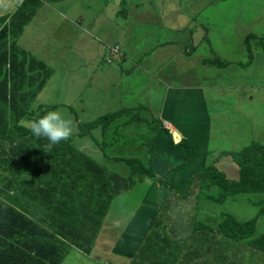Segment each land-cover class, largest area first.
Listing matches in <instances>:
<instances>
[{"label":"trees","instance_id":"trees-1","mask_svg":"<svg viewBox=\"0 0 264 264\" xmlns=\"http://www.w3.org/2000/svg\"><path fill=\"white\" fill-rule=\"evenodd\" d=\"M38 7L37 0H23L0 29V264H59L67 246L87 253L111 201L125 195L137 181L143 180H152L176 201L187 203L194 200L221 204L242 195L263 194L256 201H250L257 210L245 221H238L229 213H220L217 220L209 224L192 221L193 217L189 219L182 212L175 214L186 217L192 235L212 239L214 264H229L230 244L236 247L241 242L244 248L264 255V232L256 234L255 231L257 221L264 216V144L251 142L237 151L220 152L184 178L177 188L170 177L176 168H170L163 179L153 171L156 130L161 128L169 136L172 148L185 147L183 165L191 160L192 145L187 139L173 143L168 130L146 106L121 108L78 124V137L89 136L93 129H99L102 135L111 131L110 141H102L99 148L103 159L112 158L122 163L126 174L116 172L105 162L91 159L72 147L70 139L49 146L46 138L31 134L30 123L47 109L38 105L39 110L35 113L30 106L52 71L43 62L18 49L13 41ZM252 38H256L264 55V37L248 33L243 39L246 60L238 64L240 67L247 66L252 59L249 42ZM202 64L216 68L228 65L215 54ZM26 117L29 118L28 125L21 121ZM131 123L143 125L151 134L145 139L143 154L126 156L118 152L114 157H108L107 151L120 140L119 129ZM221 157H228L237 168L236 179L228 178L215 166ZM12 190L48 210L47 226L42 225L46 220L45 213L35 220L14 208L11 202L16 198L8 194ZM222 252L228 253V258L225 254L221 258Z\"/></svg>","mask_w":264,"mask_h":264},{"label":"rangeland","instance_id":"rangeland-1","mask_svg":"<svg viewBox=\"0 0 264 264\" xmlns=\"http://www.w3.org/2000/svg\"><path fill=\"white\" fill-rule=\"evenodd\" d=\"M146 1L145 7H148L145 8V14L141 13L140 15H145V20L152 27L155 25L156 28H159L160 32L158 31V34L162 38H165L163 41L169 39L173 41L177 38L179 42L177 45L183 48V53L185 54L198 44L205 43L207 45L209 32L213 31L219 35V37L216 36L219 39L217 40L219 44L222 43V39L226 40L223 35L221 22L227 20L229 21L225 27L230 26L232 27L231 29H235V32L230 36V39L234 43L239 41L240 38L244 39L243 36L241 37L243 33L242 28L245 30L246 27L242 21L243 19L247 21L253 17L259 18V20H255L256 22L252 24V27L257 29L256 33H260L253 35L264 37V0H253L250 5H243V7L252 8V10L247 9L244 15H242L241 7H238L240 14H236L235 10L233 11V9L229 8L230 5L225 4V0H212V4H209L210 0ZM235 2L238 1L236 0ZM93 3H95L94 0H92ZM97 6L99 7V4ZM116 6L117 2L108 3L107 6L94 15L96 19H84L79 23V27L68 21L71 17H68L67 21H61L57 18L56 20H52L51 24L50 21L46 20L47 27L51 28L54 26L49 31L50 36L45 40L48 45H38L41 44L39 41L46 35L42 34L41 31H37L33 40L35 43L34 51H31V53L34 56L33 52L37 50L41 51L45 48L46 51L39 54L40 57L45 58L46 64L52 71V75L38 95L37 100L30 106V109H33L36 113L39 110L34 108L37 103L44 109H47V111L62 109L61 115L71 122L72 134L67 138L70 139L71 146L99 163H104L105 161V164L107 163L106 165L116 172L126 174V167L122 163H117L112 158L104 160L99 148V144L102 141H110L111 131L102 135L99 129H93L89 136H76L78 124L92 121L104 114L117 111L121 108L142 105L146 106L150 114L155 118L157 117L155 116L156 112H158V108L161 105L159 97L164 87L162 84H148L149 82H154V78L145 77L142 80L144 84H141L140 78L120 76L121 69L119 71V68L121 62H119L120 56H117L119 54V45H121V39L127 36L128 28L131 30V27L127 28L125 22L115 15ZM231 6L236 7L237 5L234 3ZM221 9L227 12L229 10L230 14H235L224 16L221 14ZM209 12L212 13L210 14ZM89 15V13H85V16ZM207 16L209 18L212 17L213 20L210 21L208 18V21ZM33 22L43 23L44 20H40L37 17ZM110 22L114 23L115 26L112 27L109 24ZM174 28L181 29L182 33L179 32L178 35L172 37L170 30H174ZM212 35L216 41L217 38L214 34ZM243 39H241L242 42ZM249 42L251 44L252 60L254 59L249 66L251 67L250 70L249 67L237 70L235 69L236 67L242 68L238 65L239 63L232 60L227 61L232 66L228 68L229 78L224 79V83H221L215 89L219 92L217 95L220 94V96L213 97L212 91H215L213 89H209L207 95L211 97L208 102L219 100V97L225 94H229L230 100L235 98L237 94L246 95L247 98L251 97V99L248 98V100L246 98V100H241V102L248 101V103H241L240 109L243 110L242 112L231 110L227 112V116H219L217 114L224 107V104L213 105V108L217 111L213 112L211 146L218 143L219 149L222 150L217 148L209 150L210 154L207 153L204 164L210 162L220 152L237 151L251 142L264 144V55L256 38H252ZM13 43L16 44L17 40L14 39ZM184 45L190 46L184 47ZM106 46L112 48L116 46L118 51L112 52ZM228 46L225 51L229 58L233 59L236 57V52H232V43H229ZM18 49H20L19 46ZM196 52L194 55L195 58H198L203 56L206 50L201 48L200 45ZM211 54L214 56V53L211 52L209 58L212 57ZM126 55L128 54L126 53ZM126 60H122L123 64L125 62L122 68L129 66V64H126ZM200 64H202V61ZM156 82L157 80H155ZM142 87H144L145 91L140 92ZM230 100L222 101L228 104ZM172 107H174L170 111L172 122L183 135L186 134L189 138L194 139L198 131L193 124L197 120L195 117L196 113H194L195 110H188L185 104H176V102ZM21 121L23 124L28 125L29 118L26 117ZM253 131L256 132L253 133ZM175 134V139H177V133ZM216 134L219 136V139H217ZM118 135L120 140L113 148L107 151L108 157H114L116 154H119L118 152L126 156L143 154L145 139L151 134L143 125L131 123L128 127L120 128ZM163 141L160 140V143H158L161 154L167 153V151L161 149ZM198 154L199 152L196 153V156ZM199 155L197 157H200ZM198 160H196V164ZM215 166L228 178L236 179L237 168L228 157L219 158ZM157 176L161 178V176ZM174 181L177 182L176 179ZM130 191L129 200L125 197L121 198L123 200L127 199L125 200L127 203L141 197L144 191H156L158 193L157 197H162L163 203L158 207L156 221L163 218L164 211L166 212L170 207L174 208L175 204L177 206L180 204L188 206L185 212L181 211L182 215L189 216V219L193 217L192 221L199 220L209 224H213L220 213L232 214L238 221L251 219L255 215L257 207L252 205L250 201H256L263 196V194L242 195L235 200L226 201L221 204L203 201L198 203L194 200L188 203L180 202L176 201L173 196H170L166 190L158 187L152 180L137 181ZM163 193H165L164 197L162 196ZM196 206L197 211H194ZM176 214L181 215L180 212ZM255 231L256 234L264 232V216L257 221ZM234 247L230 244L229 264H264V255L256 250L244 248L243 242Z\"/></svg>","mask_w":264,"mask_h":264},{"label":"crops","instance_id":"crops-1","mask_svg":"<svg viewBox=\"0 0 264 264\" xmlns=\"http://www.w3.org/2000/svg\"><path fill=\"white\" fill-rule=\"evenodd\" d=\"M37 1L39 2V7L35 10L27 24L23 26L19 36L15 38L17 40L15 45L17 47L19 46L21 50L24 49L23 51L28 53V55L43 62L46 66L48 65L46 64L45 58L40 57L39 54L40 52L46 51L45 48L41 51L37 50L33 52L34 56L31 53V51H34L35 43L33 40L35 39L37 31H41L42 34L46 35V38L44 37L39 41L41 44L38 45H48L45 40L50 36L49 31L54 26L51 28L49 26L47 27L46 20L50 21L51 24V21L57 18L61 21H67L69 19L68 17H71L68 21H71L73 25L79 27V23L84 19H96L94 15L107 6L108 3L117 2L115 15L125 22L127 28L129 26L131 27V30L128 28L127 36L121 39V45L118 44L119 54L117 56H120L119 62H121V66L119 65V71L121 69L120 76L140 78L141 84H144L142 80L145 77L154 78L157 82L155 83L154 80V82H149L148 84H162L164 88H162L159 97L161 99V105L158 108V112H156L155 116L157 117L155 118H158L163 127L168 130L173 143H177L180 139H187L193 148L191 160L183 165L185 147L178 146L172 148L169 136L161 128H158L155 133V153L152 164L153 171L156 175L161 176L163 179L170 168H176L170 177L174 186L178 188L184 178H187L203 166L209 150L220 148L218 143L211 146L213 112L217 111L213 108V105L224 104V107L217 114L219 116H227V112L231 110L242 112L243 110L240 109L241 103H248V101L241 102V100H246L247 98L246 95L242 94H237L232 100H230L229 94H225L219 97V100L208 102L211 99L207 95L209 89L215 90L217 86L224 83V79L229 78L228 68L232 66L227 61L232 60L233 62L243 63L246 60V51L241 40L243 38H240L236 43L230 39L235 29H231L232 27L230 26L225 27L229 20L221 22L223 35L226 39H222L221 44L217 42L219 39L216 36L219 37V35L212 31L208 34L207 45L205 43L198 44L199 46L197 45L191 48L185 54L183 53V48L178 47L177 44L179 42L177 38L173 41L172 39L163 41L165 38H162L158 34L160 32L159 28H156L155 25L152 27L145 20V15H140L141 13L145 14V8L148 7H145L146 0H94L95 3L93 4L92 0ZM225 1L226 5H230L229 8L237 12L236 14H240V9L242 10V15H244L247 9L252 10L251 7H243V5H250L253 0H237L238 2H235L236 0L234 2H232L233 0ZM22 2L23 0H0V29L8 23L11 15L17 11ZM234 3H236V7L231 6ZM96 4H99V7ZM102 4L104 5L100 6ZM209 4H212V0H210ZM238 7L241 8L238 9ZM85 13H89L90 15L85 16ZM209 13L211 14L212 12ZM221 14L225 16L235 13L230 14L229 10L227 12L221 9ZM37 17L40 20H44V22H33ZM206 18L208 20L209 16ZM209 20L212 21L213 18L211 17ZM255 20L257 21L259 18L253 17L247 21L245 19L242 20L245 23L246 31L242 28L243 35L241 34V37H244L248 33H260H256L257 29L252 27V24L256 22ZM109 24L112 27L115 26L112 22ZM179 32L182 33V30L179 28L170 30L172 37L178 35ZM212 34L217 38L216 41ZM229 43H232V52H236V57L233 59L229 58L225 51ZM200 45L201 48L206 50V53L203 56L195 58L194 54L197 53L196 51ZM185 46L189 47L190 45ZM106 47L109 50L112 48ZM250 51L252 54L251 49ZM211 52L219 60L229 64L224 68H216L210 64H200L201 61L209 59ZM125 59H127L126 64H129V66L122 68L125 65V62L123 64L122 60L124 61ZM253 60L251 59L250 63L245 67L248 68ZM245 67H240L241 69L236 67L235 69L242 70ZM165 68L167 70H163ZM141 91H145L144 87L140 89ZM40 92L37 94V97ZM212 92L214 94L213 97L220 96V94L217 95L219 93L218 91L215 90ZM37 97L35 100H37ZM248 98L251 99V97ZM222 100H230V103L226 104ZM175 102L176 104H185L188 110H195L194 113H196L195 117L197 120L193 124L198 131L194 139L189 138L186 134L183 135L172 122L170 111L173 110L172 108L174 107L172 106H174ZM37 107L38 103L34 108ZM173 132L177 133V139L172 135ZM255 132L253 131V133ZM253 135L255 136V134ZM216 137L219 139L217 134ZM160 140H164L161 149L167 151L165 154H161L158 148ZM196 149L199 150L196 151ZM197 152H199L200 155H198L200 157H197L198 155L196 156ZM197 159L199 160L196 164ZM0 179L2 178L0 177ZM175 179L177 182L174 181ZM8 194L16 198V201L11 202L14 208L18 211L25 212L32 219L36 220L45 213L46 220L42 225L47 226L49 223L47 209L41 208L34 200L28 201L24 197L22 198V196L13 190L9 191ZM130 194L131 191L111 201L106 214L101 220L93 245L87 253H83L73 246H67L66 252L59 264H214L212 239L210 237L203 238L202 236L192 235L190 227L186 222V217H178L175 214L178 211L185 212L188 206L175 205L174 208L170 207L169 210L164 211L162 219L155 221L154 219L158 214V207L163 203V200H161L162 197H157L158 193L156 191H144L141 197L134 201L131 200L130 203L125 201L127 199H121L125 197L129 200ZM162 196L164 197L165 193ZM224 254L228 255V253L222 252L221 258H223ZM227 255L226 258H228Z\"/></svg>","mask_w":264,"mask_h":264},{"label":"clouds","instance_id":"clouds-1","mask_svg":"<svg viewBox=\"0 0 264 264\" xmlns=\"http://www.w3.org/2000/svg\"><path fill=\"white\" fill-rule=\"evenodd\" d=\"M62 109L49 110L30 123V132L35 137H43L49 146L66 140L72 134L70 121L61 113Z\"/></svg>","mask_w":264,"mask_h":264},{"label":"built area","instance_id":"built-area-1","mask_svg":"<svg viewBox=\"0 0 264 264\" xmlns=\"http://www.w3.org/2000/svg\"><path fill=\"white\" fill-rule=\"evenodd\" d=\"M111 49V51L112 52H117L118 51V49H117V47L115 46V47H113V48H110Z\"/></svg>","mask_w":264,"mask_h":264},{"label":"water","instance_id":"water-1","mask_svg":"<svg viewBox=\"0 0 264 264\" xmlns=\"http://www.w3.org/2000/svg\"><path fill=\"white\" fill-rule=\"evenodd\" d=\"M172 135L175 137L176 136V134L175 133H172Z\"/></svg>","mask_w":264,"mask_h":264}]
</instances>
